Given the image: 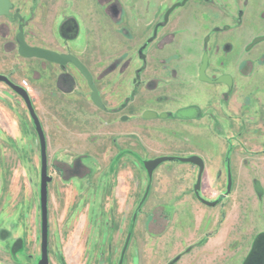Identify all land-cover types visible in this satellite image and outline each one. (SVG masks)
I'll return each mask as SVG.
<instances>
[{
  "label": "rangeland",
  "instance_id": "374dc122",
  "mask_svg": "<svg viewBox=\"0 0 264 264\" xmlns=\"http://www.w3.org/2000/svg\"><path fill=\"white\" fill-rule=\"evenodd\" d=\"M11 2L0 74L27 82L45 135L49 264H264V59L244 50L250 30L223 33L202 0L166 23L180 0ZM19 28L29 45L80 59L103 108L73 65L21 57ZM204 53L206 75L230 74L231 88L198 79ZM187 108L196 114L182 117ZM193 154L214 206L194 196L191 164L166 161L150 177L142 164ZM40 214L39 139L22 98L0 82V264H37Z\"/></svg>",
  "mask_w": 264,
  "mask_h": 264
},
{
  "label": "water",
  "instance_id": "95a60500",
  "mask_svg": "<svg viewBox=\"0 0 264 264\" xmlns=\"http://www.w3.org/2000/svg\"><path fill=\"white\" fill-rule=\"evenodd\" d=\"M11 8V3L9 0H0V16L6 15L9 13V9ZM172 9V8H171ZM170 11V10H169ZM19 16L16 14L14 17ZM16 39L18 42V54L24 58H39L43 60H47L49 62L58 64V65H65L67 63H71L86 79V83L91 90V100L92 102L100 107L103 108V104L100 100L98 91L96 86L93 83V78L90 71L87 67L75 56L72 54L66 53H59L57 51L43 48L40 46L29 45L24 38V34L19 28L18 33L16 34ZM207 64V56L204 55L202 58V64L199 68V78L204 81H211L209 78L205 76V69ZM226 81L229 83V77L223 76L219 77L216 81ZM0 82L9 86L17 95H19L25 103V106L28 110L30 118L32 119L36 134L39 139L40 144V215H41V231H40V258L37 264H49L48 260V208H47V185L51 181V176L47 173V154H46V139L40 124L39 118L37 117L29 93L25 88L22 86L15 84L12 82L7 76L0 74ZM190 114L189 111L181 112V115H188ZM153 115V113H146L145 117H149ZM173 159H177L181 162H189L197 165L199 167V174L197 176V181L194 186L195 192H197L199 185H200V178L201 172L203 170V161L197 155H192L188 157H172V156H159L154 159L145 160L143 162V166L148 174V176L152 175L153 170L161 163L165 161H170ZM231 188V178L228 175L227 180V192L230 191ZM201 202L207 206H214L216 201H207L201 198Z\"/></svg>",
  "mask_w": 264,
  "mask_h": 264
},
{
  "label": "flooded vegetation",
  "instance_id": "af4514ba",
  "mask_svg": "<svg viewBox=\"0 0 264 264\" xmlns=\"http://www.w3.org/2000/svg\"><path fill=\"white\" fill-rule=\"evenodd\" d=\"M11 3V8H12V2L11 0H9ZM192 0H180V2H174L172 3L164 12L163 14V22L166 23L169 15L171 14V12L177 8V7H182L185 4H187L188 2H190ZM203 2H205V4H207V7H211V9H209L210 12L209 13V17L211 15V17H216L217 19H219L222 22L220 31H222L223 33H226L228 31H232L234 29H249L250 33L252 34V38L250 39V41L244 46V50L246 52L248 51H252V55L253 60L255 62H258L261 58L264 59V0H202ZM11 8L9 9V13L6 15H1V16H8L11 14ZM172 8V9H171ZM170 10V11H169ZM16 14H19L18 12H14L12 14V18L13 19H18L20 18V15L17 17H14ZM0 16V17H1ZM207 41V38L205 40V42ZM44 48V47H43ZM48 49V48H47ZM222 49L225 50L226 52L231 51V44L229 43H224L222 45ZM52 50V49H51ZM55 51V50H54ZM58 52V51H57ZM61 53V52H59ZM66 54H70V53H66ZM206 55L207 56V64H206V69H205V76L207 78H209L206 75V70H207V66H208V55L207 53H204L202 55L203 56ZM74 56V55H73ZM76 57V56H75ZM202 58H201V63L200 66L202 64ZM39 59V58H38ZM43 60V59H42ZM80 60V59H79ZM47 61V60H45ZM49 62V61H48ZM82 62V61H81ZM52 63V62H51ZM83 63V62H82ZM55 64V63H54ZM67 64H71V63H67ZM84 64V63H83ZM58 65V64H57ZM66 65V64H65ZM72 65V64H71ZM85 65V64H84ZM61 66V65H60ZM64 66V65H63ZM86 66V65H85ZM199 66V68H200ZM87 67V66H86ZM199 68H198V79L201 80L199 78ZM88 69V68H87ZM89 70V69H88ZM91 73V72H90ZM82 75V74H81ZM92 75V74H91ZM223 76H228L229 77V83L226 81V79H224V81H220L217 82L216 80L219 77H223ZM93 78V77H92ZM211 81H204L207 83H219V84H223L224 86L228 88L232 87L233 84V80H232V76L228 73H224L219 75L216 79H211L209 78ZM86 80V79H85ZM95 85V84H94ZM98 91V90H97ZM91 94V93H90ZM99 94V93H98ZM100 97V96H99ZM91 98V97H90ZM101 100V99H100ZM262 101V100H261ZM247 105V104H245ZM251 105V106H250ZM255 105H257L255 103ZM250 107L253 106L252 102H250V104L248 105ZM244 109H246L247 107H243ZM248 109V108H247ZM251 110V108H250ZM186 111H189L190 114L184 116L182 115V117H193L196 114V110L193 108H187ZM184 112V111H182ZM146 113H153V115H150L149 117H145ZM155 112L151 111V110H147L143 113V117L144 118H153L155 116ZM124 119V118H123ZM247 120L244 119L243 123H240V127L244 126L246 127V122ZM248 122L252 123V119L250 118ZM253 129V128H252ZM196 155V154H193ZM192 156V155H190ZM199 156V155H197ZM172 157H180V156H172ZM188 157V156H186ZM202 161H203V170L201 172V178H200V185L199 188L197 190V192H195L194 190V186L193 185V194L194 196L198 199L199 202H201V181L203 179L204 173H205V163L204 160L201 156H199ZM154 159V158H153ZM149 160V159H148ZM145 161V160H144ZM143 161V162H144ZM171 161V160H170ZM173 161H178L177 159H173ZM142 162V164H143ZM166 162V161H165ZM181 162V161H180ZM227 162L226 158H225V163ZM189 163V162H186ZM191 164L193 167H195L196 169V181H197V176L199 174V167L193 163H189ZM160 165V164H159ZM229 164H227V169H229ZM144 167V166H143ZM145 169V168H144ZM154 171V170H153ZM147 173V172H146ZM153 173V172H152ZM148 175V174H147ZM228 175H230L229 171H226V179L228 180ZM150 177V176H149ZM196 183V182H195ZM231 191V188H230ZM229 191V192H230ZM226 192H227V187H226ZM227 192V193H229Z\"/></svg>",
  "mask_w": 264,
  "mask_h": 264
},
{
  "label": "built area",
  "instance_id": "2783aa9c",
  "mask_svg": "<svg viewBox=\"0 0 264 264\" xmlns=\"http://www.w3.org/2000/svg\"><path fill=\"white\" fill-rule=\"evenodd\" d=\"M20 86L28 90L27 82L25 80L21 81Z\"/></svg>",
  "mask_w": 264,
  "mask_h": 264
},
{
  "label": "crops",
  "instance_id": "0c3cea01",
  "mask_svg": "<svg viewBox=\"0 0 264 264\" xmlns=\"http://www.w3.org/2000/svg\"><path fill=\"white\" fill-rule=\"evenodd\" d=\"M258 158V157H257ZM262 158H264V155H262V156H260L258 159H262ZM255 159V158H254Z\"/></svg>",
  "mask_w": 264,
  "mask_h": 264
}]
</instances>
